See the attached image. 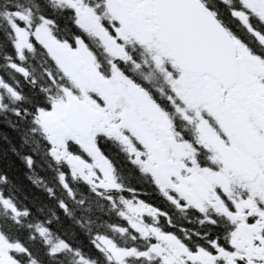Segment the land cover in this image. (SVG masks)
I'll return each instance as SVG.
<instances>
[{
  "label": "snow or ice",
  "instance_id": "snow-or-ice-1",
  "mask_svg": "<svg viewBox=\"0 0 264 264\" xmlns=\"http://www.w3.org/2000/svg\"><path fill=\"white\" fill-rule=\"evenodd\" d=\"M0 264H264V0H0Z\"/></svg>",
  "mask_w": 264,
  "mask_h": 264
},
{
  "label": "trees",
  "instance_id": "trees-1",
  "mask_svg": "<svg viewBox=\"0 0 264 264\" xmlns=\"http://www.w3.org/2000/svg\"><path fill=\"white\" fill-rule=\"evenodd\" d=\"M125 180L127 181V182H131V183H135V181H136V178L134 177V176H126L125 177Z\"/></svg>",
  "mask_w": 264,
  "mask_h": 264
},
{
  "label": "flooded vegetation",
  "instance_id": "flooded-vegetation-1",
  "mask_svg": "<svg viewBox=\"0 0 264 264\" xmlns=\"http://www.w3.org/2000/svg\"><path fill=\"white\" fill-rule=\"evenodd\" d=\"M127 176V174L125 175V177ZM132 176H134V175H132ZM135 177V176H134ZM136 178V177H135Z\"/></svg>",
  "mask_w": 264,
  "mask_h": 264
}]
</instances>
